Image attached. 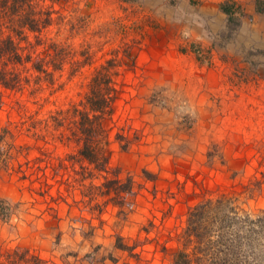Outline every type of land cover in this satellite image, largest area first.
I'll return each mask as SVG.
<instances>
[{"label":"rangeland","instance_id":"rangeland-1","mask_svg":"<svg viewBox=\"0 0 264 264\" xmlns=\"http://www.w3.org/2000/svg\"><path fill=\"white\" fill-rule=\"evenodd\" d=\"M224 1L34 0L55 19L44 37L78 58L89 51L92 62L75 74L66 64L53 85L38 90L31 82L0 108V130L21 123L16 144L24 149L0 173V196L20 205L9 221L0 219V244L28 247L58 264L65 252L77 255L71 264H90L84 259L93 247L105 264L115 255L117 264H169L162 248H182L188 207L204 197L234 195L248 211L264 209V10L257 11L264 0H231L247 17L230 24L220 11ZM109 59L121 62L113 68L119 98L109 166L139 186L123 222L98 193L94 202L82 196L102 179L83 180L70 129L54 122L83 101L92 72ZM117 133L132 139L129 150ZM58 162L54 176L46 166ZM257 182L261 190L248 198L244 187ZM83 227L93 236L84 240ZM118 236L135 247V257L115 251Z\"/></svg>","mask_w":264,"mask_h":264},{"label":"trees","instance_id":"trees-1","mask_svg":"<svg viewBox=\"0 0 264 264\" xmlns=\"http://www.w3.org/2000/svg\"><path fill=\"white\" fill-rule=\"evenodd\" d=\"M52 1L62 3L73 0ZM230 1L219 5L229 24L234 19L247 17L235 2L230 4ZM263 10L261 3L257 2V11ZM54 22L53 12L39 7L34 0H0V108L9 96L28 92L31 82L38 90L42 88V83L53 85L55 75L63 72L66 64L70 65V74L91 64L89 51L79 53L78 58L77 52L73 54L63 44L44 37ZM134 58L135 51L127 57L128 61L131 59L132 66ZM118 63L121 62L109 59L97 67L90 76L83 101L61 111L54 122L57 128L66 126L70 129L73 136L70 140L78 146L75 155L77 162L86 175L83 180L102 179L98 186L90 183L88 190L81 193L82 196L94 202L98 193L106 199L103 205L111 204L116 208L119 221L123 222L134 209L139 186L131 176H122L120 171L109 166L110 124L114 122L119 98L113 68ZM16 106L23 108L20 101L16 102ZM20 132L21 123H8L0 130V173L9 169L15 155L24 150L16 144ZM115 139L122 150L130 149L132 139L120 133L116 134ZM34 161L36 164L40 162L39 157ZM50 164L47 163L46 168H51L54 176L58 175L57 168L62 169L61 163L58 162L57 166ZM262 166L264 168V157ZM18 167V172L25 178L26 171L22 165ZM261 175L264 178V172ZM257 185L258 188L244 187L248 198L261 190V183L257 182ZM44 186L50 188L47 179ZM19 212V203L13 204L8 198L0 196L1 220L9 221ZM93 234L91 227L81 230L84 240ZM178 237L182 248H162L169 264H264V209L256 213L248 211L234 195L204 197L199 203L188 207L185 227ZM119 240L121 238L118 236L115 251L128 252L130 257H135V247L122 245ZM60 241L61 235L57 238L58 245ZM70 257L76 259L77 255L69 252L61 254V264H71L68 260ZM116 257H109L108 260L117 264ZM84 260L90 264H105L106 258L97 252V247H93ZM0 264L58 263L43 259L25 246L6 248L0 244Z\"/></svg>","mask_w":264,"mask_h":264}]
</instances>
